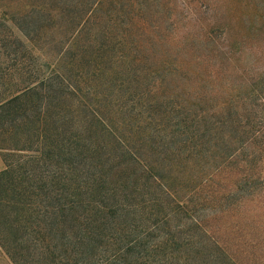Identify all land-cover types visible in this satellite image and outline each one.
<instances>
[{"label":"rangeland","instance_id":"rangeland-1","mask_svg":"<svg viewBox=\"0 0 264 264\" xmlns=\"http://www.w3.org/2000/svg\"><path fill=\"white\" fill-rule=\"evenodd\" d=\"M76 1L0 0V106L19 98L0 108V146L11 148L0 150V172L5 161L12 170L40 164L42 193L65 214L74 205L75 223L61 235L74 243L69 264H264V165L245 179L211 138L181 145L164 130L138 129L135 118L169 125L184 108L208 119L225 104L261 108L264 0H148L143 12V0H108L103 26L121 6L124 22L138 18L126 48L115 35L106 42L100 79L81 33L90 8L72 18ZM121 52L141 78L122 68ZM77 103L103 120L93 133L77 128ZM33 182L23 183L29 208L44 197ZM0 264H12L1 247Z\"/></svg>","mask_w":264,"mask_h":264},{"label":"trees","instance_id":"trees-1","mask_svg":"<svg viewBox=\"0 0 264 264\" xmlns=\"http://www.w3.org/2000/svg\"><path fill=\"white\" fill-rule=\"evenodd\" d=\"M115 2V5L123 3L122 0H116ZM147 3L148 0H143L138 3L137 9L142 12L149 10ZM106 4L110 6L108 0H77L71 11V17L75 18L78 16L77 13L80 10L85 12L87 6L90 8L88 13H86L88 21L85 23V26L84 24L81 25V29L83 28L81 33L89 35L87 49H90V52H88V56L94 58L95 68L93 76L95 78L99 77V79L103 76L102 73L104 71L103 51L108 47L106 42L113 41L112 35H115L117 37L115 38L117 46L119 44V47L122 45L123 49L126 48L130 34L129 28H131L132 32L137 26L136 20L138 18L137 15H134L130 17L128 22H124V15L129 16V12L124 6H121L120 11L110 9V12H113L110 17L111 19H108L110 25L103 26L102 7ZM117 29L121 33L120 37ZM103 37L105 38V44L102 42ZM209 40L211 41V39ZM77 42L78 40L75 43ZM73 48L77 49L76 46ZM82 50H84V47H82ZM133 53L136 52L133 50ZM120 54L118 59L121 66L122 68H129L131 70L132 77L134 78L133 82L141 78L137 75H140V70L132 69L131 67L132 62V66H134L135 58L132 57V62H128V56L123 55L122 52ZM262 90V92L258 91L261 97V108L257 106L258 109L254 111L245 107L239 109V106H235L234 104H225L226 106L217 107L216 115L213 114L208 119L206 116L202 117L200 115L192 118V111L189 110L188 112L184 108L182 113H178L175 119L168 121L169 125H165L161 118L151 119L144 117L139 119L142 115L137 113L135 116L136 127L143 131H150L148 134L154 132L156 136L158 129L164 130L169 139L178 138L181 145H191V147L203 138L209 137V139L211 138L210 145L215 148L217 157H224L227 163H236L244 166L243 172L245 173L243 175L247 179L252 176V164L255 162L257 164L258 162L260 166L264 165L262 157L264 154V84ZM254 95L252 94V96ZM18 99L17 97L9 99L0 108ZM135 100L131 102L133 106L140 104V102H136ZM77 105H79L77 106V112L81 116L77 128L86 133L88 130L90 133H93L92 130H97V126L103 123V120L90 105H81L79 103ZM149 106L150 108L155 106V108L159 107L160 109V105H154L152 101L149 102ZM181 108L175 105L172 110L175 111ZM165 114L169 115L167 112ZM159 122H161L160 125H154ZM160 133L158 132V134ZM151 138L152 135H148V144L151 143ZM61 148L64 150L63 155L58 156L57 153L55 154L60 159L65 157L67 153L63 147ZM5 149L11 148L0 146V150ZM12 149L27 150L25 147H13ZM75 152L74 156L71 154L72 158L80 155L77 151ZM134 161L142 163L141 159L137 157ZM29 165L30 161H23L17 165L16 170H12L11 165L5 161V169L0 172V247L12 264H69V256L71 258V255H68V252L74 251L73 248L75 247L72 246L74 243L67 241V239L64 241L63 238L67 235L65 234L63 237L61 235L65 231L67 223H75V220L69 217L73 212L72 206L74 205L70 203L65 214L63 208L65 205L59 204L56 196H52L51 194L44 195L42 193L43 181H41L40 174L43 170L40 164H36L33 168H29ZM144 169H147V167L145 166ZM12 173H15V176H12ZM27 176L34 181L32 187L34 191L38 192L36 198L41 194L44 195L43 199L35 201L36 207L34 208L27 207V204H29L27 201L29 191H27L26 187H23ZM20 181L21 184L17 185ZM14 182L15 185L13 184ZM160 187H163L164 191L169 194L165 185L162 184ZM78 232L84 233L81 229ZM74 240H76V237ZM87 241L89 240L85 241V247H87Z\"/></svg>","mask_w":264,"mask_h":264},{"label":"crops","instance_id":"crops-1","mask_svg":"<svg viewBox=\"0 0 264 264\" xmlns=\"http://www.w3.org/2000/svg\"><path fill=\"white\" fill-rule=\"evenodd\" d=\"M2 167V161H1V157H0V168Z\"/></svg>","mask_w":264,"mask_h":264}]
</instances>
